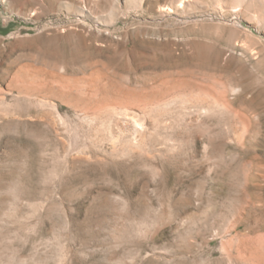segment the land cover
<instances>
[{
  "label": "rangeland",
  "instance_id": "374dc122",
  "mask_svg": "<svg viewBox=\"0 0 264 264\" xmlns=\"http://www.w3.org/2000/svg\"><path fill=\"white\" fill-rule=\"evenodd\" d=\"M0 264H264V0H0Z\"/></svg>",
  "mask_w": 264,
  "mask_h": 264
}]
</instances>
